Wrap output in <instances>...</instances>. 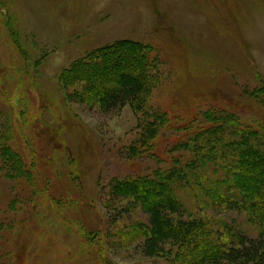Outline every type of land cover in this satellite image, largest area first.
Returning a JSON list of instances; mask_svg holds the SVG:
<instances>
[{
  "label": "rangeland",
  "instance_id": "obj_1",
  "mask_svg": "<svg viewBox=\"0 0 264 264\" xmlns=\"http://www.w3.org/2000/svg\"><path fill=\"white\" fill-rule=\"evenodd\" d=\"M125 41L157 63L147 98L164 116L157 158L139 159L133 151L142 113L130 105L105 113L78 103L76 89L60 80L77 64L118 61ZM263 85L264 0H0V128H10V146L37 175L33 189L0 169V222L8 226L0 264H179L166 250L145 256L129 226L149 217L127 200L113 202L112 182L173 168L167 145L174 157L188 156L185 137L211 112L219 117L215 109L242 124L264 121ZM195 174L198 190L212 178ZM198 190L192 192L198 216L203 211L259 237L244 213L207 208ZM24 197L28 209L11 207ZM120 207L132 215H118Z\"/></svg>",
  "mask_w": 264,
  "mask_h": 264
},
{
  "label": "trees",
  "instance_id": "obj_2",
  "mask_svg": "<svg viewBox=\"0 0 264 264\" xmlns=\"http://www.w3.org/2000/svg\"><path fill=\"white\" fill-rule=\"evenodd\" d=\"M9 25L17 39L19 31ZM120 45L121 55L125 54L118 61L104 59V65L97 68L93 64H77L76 69L71 70L72 75H61L60 80H65L72 84V89H76L78 103L98 106L105 113L121 111L130 105L136 113H142L145 122L139 129L140 145H135L140 147H135L133 151L139 159L144 156L151 158L155 155L154 141L162 133L161 124L164 121L162 113H155L147 99L153 88L152 74L157 63L152 62L149 53L144 54L142 49L136 48V44L125 41ZM114 56L117 58L119 55ZM130 61L135 62L134 66ZM80 86L82 90L77 91ZM261 91L264 93V89ZM255 94L259 98L261 92L256 91ZM215 110L219 117L211 112L199 125L198 131L185 137L187 147L184 151L188 156H183L181 160L174 157L170 143L167 145L166 157L169 155L167 160L172 161L173 168H166L163 172L157 170L155 177L145 178L141 174L112 182L108 196L114 198L113 202L127 200L132 208L141 209L149 217L148 222L136 221L129 226V234L143 240L142 250L148 258L167 252L170 256L173 254L179 264H264V121L246 123L240 117L244 122L242 124L240 119L225 116L224 109ZM206 123L213 125L207 127ZM7 129L8 132H1L0 128V162L3 166L0 169L6 171L7 179L24 180L34 189L37 175L27 167L23 156L10 146L12 134L10 128ZM191 156L194 158L187 160ZM196 171L212 177L200 183L202 187L199 190ZM195 190L205 197L200 203L207 208L217 205L244 213L249 223L257 228L259 237H250L233 223L208 218L203 211L200 212L204 218L198 216L196 202L192 201ZM29 199L31 202L34 200ZM17 202L20 207L16 206ZM26 202L25 197L14 200L11 207L15 205L16 210H26ZM117 209L118 215H132L130 211L133 210ZM7 227L0 222V243ZM82 230L88 233L84 227ZM96 247L104 256L101 243Z\"/></svg>",
  "mask_w": 264,
  "mask_h": 264
}]
</instances>
